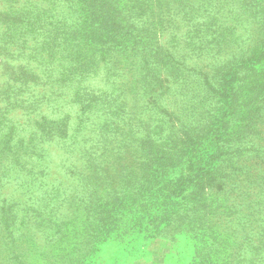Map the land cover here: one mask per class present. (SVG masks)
Returning <instances> with one entry per match:
<instances>
[{
    "label": "trees",
    "instance_id": "trees-1",
    "mask_svg": "<svg viewBox=\"0 0 264 264\" xmlns=\"http://www.w3.org/2000/svg\"><path fill=\"white\" fill-rule=\"evenodd\" d=\"M19 1L13 0L14 3ZM22 1L20 6L30 8L27 5L30 2ZM36 1L31 0L33 4ZM74 1L76 5H81L77 19L92 13L93 4H101L100 19L92 20L99 19L102 27L113 30L112 35L116 31L121 35L122 27H139L137 23L140 21L134 19L135 12H132L135 7L127 0ZM62 2L64 4L65 0H51L53 8L61 7ZM14 7L0 9V66L2 70L10 71L9 80L0 79V226L1 223L5 225L0 230L8 231L10 234L6 239L12 237L11 242L16 243L20 251L25 250L21 253V260L27 258V263L35 264L41 261L42 255L46 259L48 242L52 246L59 242L60 229L54 234L49 232L56 227L59 205L66 198H72L71 185L51 176L56 158L53 146L67 139H89L92 135H88L87 130L93 131L98 120L110 122L108 115L118 104L119 89L124 81L121 78L122 68L115 62L108 68L103 54L102 59L97 61L98 56L87 50L88 47L97 49L91 38L84 41L77 52L69 56L74 51L71 50L66 55L65 48L57 43L51 46L44 44L45 35L40 32L42 26L32 18L35 10H14ZM197 9L195 19L198 18ZM47 12L51 17L56 15L57 24L56 21L60 20L57 13ZM59 26L57 24L56 28L60 29ZM65 32L64 26L56 33L55 39L62 42ZM148 56L143 64L146 67L154 63L152 59L156 53ZM173 58L172 54L163 56L164 62L170 60L179 72H191V76H186L190 84L185 83L189 88H185L183 82L179 83V88L170 85L166 75L161 77L160 72L144 67L146 74L151 73V82L147 80L146 83H149V110L153 113L149 119L144 115L140 121L133 123L139 131H143L141 137L127 133L122 126L118 128L102 122L107 137L105 144L112 149L123 148L126 151L142 144L146 160L141 161L139 156L134 162L137 166L140 164V168L149 166L150 177L146 175L143 182L134 188L122 189L119 195L94 201L93 205L97 203L100 212L97 218L96 212L92 214L91 222L95 223L98 233H117L116 239L120 240L118 233L152 236L172 225L183 224L201 229L203 233H211L213 228L216 233H221L211 215L205 221L208 225L196 222L195 219L199 218L196 211L200 206L205 209L206 205L216 203L213 201L217 200L218 193L221 197L220 192L227 185V180L242 172L240 170L245 161L239 163L234 159L236 143L252 133L264 103V47L248 57L246 65L251 67L245 68L247 72L244 74L228 69L221 76L220 66L212 61L210 66H217L220 82L218 77L209 74L210 70L196 72V63L190 65ZM70 63L80 64L78 79V72H72L68 67ZM66 70L70 75L66 74ZM106 70H110L112 77L108 81L105 79ZM25 71H31V77L25 78ZM144 85L139 84L136 96H141ZM77 107L79 115L75 113L72 116L71 110ZM74 118L77 120L74 121ZM112 123L115 124L114 121ZM168 127L175 133L166 134ZM43 141L47 145H43ZM135 141L136 144L133 143ZM94 146L90 144L89 148ZM58 147L62 149V146ZM261 156L256 164L264 162V153ZM99 165L101 162L97 161L93 167ZM72 175L75 176L77 192L86 193V176L80 171ZM85 198L90 200L91 197L87 194ZM46 208L48 213H45ZM261 213L264 215V211ZM43 220L47 228L45 231H48L43 233L45 245L39 244L35 234L30 235L27 244L21 242L20 235L34 225L41 226ZM138 235L134 237L135 243L134 239H128L117 250L126 256L140 248V244L137 246L140 242ZM105 249L104 243L94 248L90 256H100L99 253ZM103 260L110 262L109 257Z\"/></svg>",
    "mask_w": 264,
    "mask_h": 264
},
{
    "label": "rangeland",
    "instance_id": "rangeland-1",
    "mask_svg": "<svg viewBox=\"0 0 264 264\" xmlns=\"http://www.w3.org/2000/svg\"><path fill=\"white\" fill-rule=\"evenodd\" d=\"M21 2L23 1L14 3L13 0H0V9L15 5L14 10H35L32 18L42 26L40 32L45 35L44 44L51 46L57 43L59 47L65 48L66 55L74 50L69 56L77 52L79 47L84 45V41L91 38L97 49L88 47L87 50L98 56L97 61L102 59L103 54L104 64L108 68L115 62L116 66L122 68L121 78L124 81V85L122 84L119 89L121 95H118V104L108 115L110 122L98 120L93 131L87 130L88 135L93 136L89 139L81 137L77 141L67 139L53 146L56 158L51 176L71 185L69 191L72 198H66L59 205L56 210L58 212L56 227L49 232L54 234L60 229L62 233L59 242L54 246L48 242L46 259L42 255L41 261L35 264H264V215L261 213L264 211V162L256 164L264 153V103L253 125L252 133L236 143L237 152L234 159L239 163L241 161L246 163H242L244 165L240 170L242 172H237V175L227 180V185H224L220 192L221 197L219 198L218 193L217 200L213 201L216 203L212 206L206 205L205 209L200 206L196 211L199 217L195 219L196 222L208 225L205 221L211 215L213 221L219 225L221 233H216L214 228L211 233H203L201 229L196 230L183 224L172 225L152 236L118 233L121 237L118 240L117 233L104 235L96 232V225L91 222L92 214L96 212L97 218L100 212L97 203L93 205L94 201L101 199L104 201L112 195H119L122 189L134 188L143 182L146 175L150 177L149 166L140 168V164L137 166L134 162L139 156L141 161L146 160L142 144L126 151L123 148L112 149V146L105 144L107 137L103 132L105 127L102 126L103 123L118 128L122 126L127 133L141 137L143 131H139L133 123L140 121L144 115L149 119L153 113V110H149L151 106L147 100L149 83H146L147 80L151 82L149 78L151 73L146 74L144 67L160 72L161 77L166 75L170 79V85L178 88L180 82H183L185 88H189L185 83L190 84L191 81L187 80L189 78L186 76H191V72L187 70L179 72V68H173L170 60L164 62V55L172 54L173 59L185 61L190 65L196 63L195 67L198 68L195 69L196 72L210 70L209 74L214 78H219L220 72L216 71L217 66H210L212 61L220 66L221 76L228 69L244 74L247 72L245 68L251 67L246 65L248 57L256 53L260 47H264V0H127L135 7L132 9V12H135L134 19H139L140 22L137 23L138 28L122 27L121 35H118L119 31L112 35V29L108 30L109 27H102L99 24L101 4H93L92 13L84 14L77 19L78 8L81 5L79 3L76 5L74 0H65L58 8H53L51 0H37L36 4L27 0L26 2L31 3L27 4L30 8L20 6ZM48 10L60 17L58 20L60 22L56 21L60 24L59 27H66L62 42L55 39L56 33L61 29L56 28V15L51 17ZM93 18L99 19L92 20ZM153 53H156V57L152 59L154 63L146 67L143 65L144 61ZM69 66L72 72L80 73V64L70 63ZM67 72L66 70V74L70 75V72ZM109 72L110 70H106V81L112 78ZM9 75L10 71L2 70L0 66V79L6 82L10 79ZM31 75V71L23 73L25 78ZM79 77L80 74L76 76L77 79ZM72 80L78 82L74 78ZM218 81L220 82L221 78ZM140 83H145L141 88L143 93L136 96ZM74 93L75 91L72 93L73 97ZM114 93L117 94V91ZM169 100L172 101L171 98ZM75 113L79 115V107L71 110L72 116ZM76 120L74 118V121ZM57 125L59 124L57 123L56 127ZM172 132L175 133V130L170 127L165 130L169 135ZM42 144L47 145L45 141ZM90 144L95 145L94 148H89ZM58 145L62 146V149H59ZM244 159H248L249 162ZM92 160L93 164L100 161L101 165L93 167ZM73 171L75 173L80 171L86 176L84 181L86 193L77 192ZM87 194L91 197L90 200H86ZM209 208L213 209L208 210ZM45 211L49 212L47 208ZM44 223L43 220L41 226H30L27 233L20 235L21 242L27 244L30 235L35 234L39 244L45 245L43 233L48 231H45L47 228ZM1 224L0 228L5 227L4 223ZM9 234L8 231L0 230V264H34L27 263V258L21 260V253L25 250L20 251L18 245L11 242L12 237L6 239ZM137 235L140 237L137 245L140 244V248L126 256L117 250L121 243L128 239H134L135 243L134 237ZM104 243L106 249L99 253L100 256L91 257L90 252ZM104 257H109L110 262L106 263Z\"/></svg>",
    "mask_w": 264,
    "mask_h": 264
}]
</instances>
